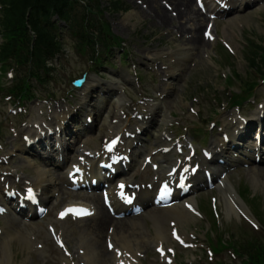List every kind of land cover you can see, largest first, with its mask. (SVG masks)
<instances>
[{"label": "rangeland", "instance_id": "374dc122", "mask_svg": "<svg viewBox=\"0 0 264 264\" xmlns=\"http://www.w3.org/2000/svg\"><path fill=\"white\" fill-rule=\"evenodd\" d=\"M103 1V6H104V10H105V19L106 22L108 21L109 23V27L112 29V31L114 32L115 35L117 36H121L122 38H124L126 40V42L124 43V45L126 47H130L132 46V49L137 53V54H142L144 51L146 50H152V51H161L162 47L160 45H158L157 43H159V37L162 34L161 33V29L159 28L158 25H150V21L153 20V18L148 17V19L145 20L144 16L141 14L140 17H134L135 20H140L138 25H134L133 23L129 22V24L127 23V20L125 19L126 14L122 13V12H112L109 9H107L106 5L109 3L108 0H102ZM127 3H130L134 8H136L137 10H139V6H137L136 4V0H129ZM194 3V2H193ZM195 7V6H194ZM174 9V6L173 8ZM241 19H235V20H231L229 23L227 22H221L219 24V27L217 28V32L221 35V31L222 29L225 30L226 34L228 37H232L231 35H235V37H232L229 42L232 44V47L234 49V52H231V57L232 58V63L229 64L226 59L225 56L222 57L221 53V47L219 45L215 46V50L219 53H214L212 54V57L215 59H211L215 64V68H211L208 67L206 70L203 71L205 77L210 78L211 76L213 77H220L221 78V74H224L225 76H234L236 77L239 82L234 84V81L232 84L233 85V89L236 91V93H239V87H243V84L245 83L246 85H248V82H254L255 79V74L254 72H251L252 69L250 68V65L254 64V61H257V57L262 56V53L258 52L256 50V48L252 49L254 52L260 54V55H256L255 59L251 62L250 60H248L247 58V52H249V48H251L252 46L256 47L255 45H261V48L264 49V5L263 8H258L257 10H252V12H247L245 14H242ZM224 26L226 28H224ZM201 31V30H200ZM68 48V47H67ZM72 48H74L72 46ZM75 48L74 49H70V52L68 54V59L69 62L68 63H64L65 64V68L64 70L67 72V75H65V77L63 78L62 85L59 86L60 92L63 93L66 90L69 89L68 86V82H67V77L69 75V77L73 76V74L76 73V71H78L80 68H82L85 65V57H82L83 59H81L75 52ZM229 59L231 58L230 56H227ZM198 61V64L203 63V64H207L209 60H205L204 58H202L201 56H198L196 58L195 61H192L189 63L190 67L192 68V70L189 72V76L194 75V74H199L200 70H198L196 68L195 62ZM156 64H151L152 67H155L156 70V74L159 78H163L164 77V70L162 69L161 66L162 63H164L162 61L161 58L156 59ZM63 64V66H64ZM131 65H133V62L131 61L130 65L128 67H131ZM133 72L131 74V76H133ZM211 76H208V75ZM111 78V77H110ZM145 78V77H144ZM194 80V79H193ZM217 79H213V80H209V79H205L204 80H200L198 83H191L189 80L186 82V87L182 88V90H188L187 93H191L192 95H196V96H200L199 93L200 91L204 88L206 89V87H209V89L211 90L212 87L215 86V81ZM250 86V85H249ZM262 86H264V83L262 84ZM261 85L258 86L262 87ZM257 87V86H256ZM133 90V89H132ZM259 93L262 94V89H259ZM134 93H137L135 90H133ZM242 94L245 95L243 93L242 90ZM223 108V107H222ZM94 142L96 141V139L93 140ZM242 176L240 177L239 181L236 183L239 184L240 180L243 179L244 183L249 184L252 188L250 189L252 191V194H258L259 197H262L263 201H264V189L262 188H258L257 186H254L253 182L250 180V177H245L247 176L246 174H241ZM206 198L204 197L202 199V208L203 210L206 211L208 217L205 219H202V222H200L199 224L197 222H194L192 225H199V233H196L195 236H197V240L198 243H202L205 242L206 240V236L208 235L206 232L208 231V229L210 228V224L207 221L208 219H210L212 217L211 215V210H209V207L206 206ZM260 210L257 211L256 210V214L259 215H264V204L261 205ZM224 219L225 220H231L232 219V215L224 214ZM259 219H261L264 222V216H259ZM241 221V220H239ZM237 221V222H239ZM148 224V228H149V233L150 235H152L154 233L153 228H152V224L150 222V220L147 219ZM237 225H240V223H237ZM220 226H222V223H220ZM240 229L247 231V229L249 231H251V234L248 233L250 236L251 235H258L260 238L264 237V231L262 232H256L255 230L249 228L248 226H239ZM247 228V229H246ZM213 229L217 232L218 228L216 229L215 227H213ZM74 235L76 236L77 234L73 233L71 234V236L69 237V239L71 241H73L72 244H76L79 245V241L77 240V238L74 237ZM217 234H213L211 233L208 236L211 237H216ZM153 236V235H152ZM225 237H228V234L225 235ZM79 247V246H78ZM78 247L74 248V250L76 251L74 260H77L76 257L78 256ZM101 247L106 251L105 248V243L103 242L101 244ZM142 249H144V251H146V253H148V256H152L154 257L153 259H156L155 261L153 259L149 260V258L147 260H144L146 264H165L163 261H161L157 256H155L154 254V246L153 244H150L149 246H144ZM13 250H15V257L14 260L17 262H15L16 264H43V262L39 261L38 262V256H34L28 252H32L31 250H29L28 248L26 249V247L24 245H18V243H14L13 245ZM191 252H184V254L182 255L183 260H191L192 256L190 255ZM226 259L228 261H232L235 262L237 264H239L238 260H233V258L230 259V253L227 252L226 255ZM97 262L98 264H111L110 262H112L110 259H108V256H105L104 251L102 250V253L100 254V257H97ZM49 262V261H48ZM113 263V262H112ZM234 263V264H235ZM49 264H52L51 262Z\"/></svg>", "mask_w": 264, "mask_h": 264}, {"label": "bare ground", "instance_id": "6f19581e", "mask_svg": "<svg viewBox=\"0 0 264 264\" xmlns=\"http://www.w3.org/2000/svg\"><path fill=\"white\" fill-rule=\"evenodd\" d=\"M145 1L150 2V6L151 4H154V8H151V10L154 11V16L156 18H162L163 15L167 16L165 13L166 12L165 8L161 6H157L158 5L157 0H145ZM172 3H174L176 5V9L179 10L178 18L180 20L179 22L172 21L171 18L165 17L166 19H163L162 26L170 25V26L175 27L176 29H178V31L181 32V31L186 30L188 23L190 24L195 23L196 25H201L203 23V21L199 19H198L199 21L195 22L194 19L197 13L195 12L194 7L191 5V2L189 0H172ZM181 20L183 22L185 21L186 22L183 23ZM231 36L235 37L234 34ZM232 37H228V39L230 40ZM192 42L195 44H197V42L201 43L199 42V39H196ZM171 54L170 56H173ZM171 58H174V57H171ZM203 80L205 81V79ZM123 99H125V97L122 94H119L116 98L117 105H120ZM99 103L104 104L100 99H99ZM114 113H116L115 117H117V114L119 113L118 108L116 111H114ZM158 116L159 115L156 113L152 116V118L156 119V117ZM109 119H110L109 111L104 112V115L102 116L101 121H100V124L102 125L100 128V134L104 135V134H111L113 132L117 133L120 130L118 125H114L112 124V122L109 123L108 122ZM226 127L229 129L227 125ZM236 128H239V126H237ZM218 144L219 143H217V145ZM216 154H220V151L216 152ZM159 158L163 160V163H162L163 168L161 170V174L164 175L166 174V172L169 171V168H165L164 165L167 164L169 166L170 164H172L170 162L171 159H170V156L169 157L162 156ZM50 163L52 162L50 161ZM257 174L258 175L254 174V180L256 182L262 181L260 177L258 178V176L259 175L261 176V174L260 173H257ZM38 180H39V184L45 185V183L47 182H52L53 177L52 175H49V174H47L46 177H44V175H41ZM62 182H65V181L62 180ZM219 187H220V191L222 194V198L224 200V209H226V212L228 214H235L236 216H238L235 209L232 208V202H231L232 199L228 198V194H233V196H237V193H235V188L232 187L228 179L224 181L223 186L220 185ZM146 215H145L146 217L142 214L141 216H138L136 218H132V219L129 218L126 221L124 220L119 221V223L116 224V227L113 228V232L110 235L109 233L107 234V237L113 240V243L116 248L115 252H110L106 248L105 240L107 239V237L104 240L105 237L103 235L101 236L100 234L99 236H97V234H99L97 230H99V232L101 233V230L104 229L103 224H104L105 219L101 221H94V224L92 226H88V228L84 224H82L81 226L77 225L79 227L78 235L80 238L79 249L81 250L85 249L84 255L80 256L81 254H79L78 258L83 263L86 260L85 262L86 264H98L96 259L97 257H100V254L102 253V250H103L105 256L112 258L114 262L116 263L118 259L120 258V254H121V251L119 250H122L124 252L121 255L124 257L125 252L132 253L133 255H135L139 251V248L142 249L145 245L149 246L150 241L156 242L157 245H160L161 242H168L169 234L171 231L169 232V228H167L168 227L167 224L169 223L171 219H174V221H177V223L181 225V227L183 228L186 234L185 229L188 226L189 221H193L196 218V216L193 213L187 211L181 205L171 206V208L169 209H161V208L160 209H150ZM146 218L148 220L150 219L152 223L156 226L154 236L150 235L149 231L146 228L144 229V223L146 221ZM167 220H168V223H167ZM82 221H80L79 223H82ZM60 222L68 223V220L67 219L60 220L59 223ZM66 231H67L66 232L67 235H69V234H72L75 231V229L69 227L68 229H66ZM17 233L21 235L18 238H23L28 241L31 240L27 235H25V231H23L20 228H15V232H9L7 235H4V237L1 239L2 242L0 243V264H13L11 263V259L9 257V253H11L12 247H13L12 244L10 243L12 242L11 240L16 239ZM103 233L105 232H102V234ZM186 235L188 236V234ZM104 241H105L106 251L101 247V244ZM116 256L118 257V259H116ZM62 257L64 259V255ZM64 260L72 262L71 259L67 257ZM130 262H133L134 264H138V263L141 264V260L140 261H130Z\"/></svg>", "mask_w": 264, "mask_h": 264}, {"label": "trees", "instance_id": "16d2710c", "mask_svg": "<svg viewBox=\"0 0 264 264\" xmlns=\"http://www.w3.org/2000/svg\"><path fill=\"white\" fill-rule=\"evenodd\" d=\"M2 5L4 6L3 9V22L0 27L2 29V32L5 34H9L8 31L11 30L14 27H18V25L24 24V20L26 18V13L28 10L34 8V10L31 12V19L33 17H37L39 13H36L37 11L46 12L49 11L54 12L55 14L60 15L64 18H70L71 11L75 8L76 4H74L73 0H1ZM95 28L98 27V25H94ZM12 35V34H9ZM12 41V40H11ZM10 41V42H11ZM9 45L8 41L6 43L5 48L3 49L4 53L13 52L11 49H7V46ZM261 50L264 51L263 48ZM262 60L257 59V61H254L253 66L258 67V69H262L264 65V55L261 58ZM254 245V248L252 247L250 250H254L252 253H258L259 257H264V243ZM255 259V258H254ZM253 259V260H254ZM264 264V260L263 263Z\"/></svg>", "mask_w": 264, "mask_h": 264}, {"label": "water", "instance_id": "95a60500", "mask_svg": "<svg viewBox=\"0 0 264 264\" xmlns=\"http://www.w3.org/2000/svg\"><path fill=\"white\" fill-rule=\"evenodd\" d=\"M83 81H79L78 84H82Z\"/></svg>", "mask_w": 264, "mask_h": 264}, {"label": "snow or ice", "instance_id": "6c2138e0", "mask_svg": "<svg viewBox=\"0 0 264 264\" xmlns=\"http://www.w3.org/2000/svg\"><path fill=\"white\" fill-rule=\"evenodd\" d=\"M201 6H203V5L201 4ZM29 191H31V190H29Z\"/></svg>", "mask_w": 264, "mask_h": 264}]
</instances>
